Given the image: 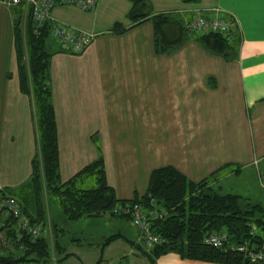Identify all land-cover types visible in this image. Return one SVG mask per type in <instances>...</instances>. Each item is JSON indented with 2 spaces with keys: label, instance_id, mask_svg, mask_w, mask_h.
Listing matches in <instances>:
<instances>
[{
  "label": "crops",
  "instance_id": "1",
  "mask_svg": "<svg viewBox=\"0 0 264 264\" xmlns=\"http://www.w3.org/2000/svg\"><path fill=\"white\" fill-rule=\"evenodd\" d=\"M131 7V0H98L91 11L70 6L52 11L58 21L95 34L81 53L51 42L49 85L60 179L67 181L101 156L107 183L121 200L144 194L150 173L163 166L195 182L217 170L214 185L223 191L226 180L248 169L259 180L258 171L264 174V0H145L135 11L144 18L135 21L128 17ZM196 11L234 20L228 57L187 35L180 45L157 53L152 17L169 13L165 27L179 35L177 22L184 24ZM116 25L124 30L111 31ZM13 27L12 9L0 4V189L21 202L29 193L38 135L32 98L19 88ZM259 186L264 188V179ZM55 216L57 221L58 212ZM83 220L86 228L69 227L79 237L68 240L71 256L62 264H149L123 238L101 247L113 233L142 243L127 222L101 214L75 225ZM156 264L217 263L168 253Z\"/></svg>",
  "mask_w": 264,
  "mask_h": 264
},
{
  "label": "trees",
  "instance_id": "2",
  "mask_svg": "<svg viewBox=\"0 0 264 264\" xmlns=\"http://www.w3.org/2000/svg\"><path fill=\"white\" fill-rule=\"evenodd\" d=\"M144 1L131 0L132 7L128 13L131 20L144 18V15L135 12L136 7ZM10 9L14 16L19 88L32 98L38 141L31 161L27 197L20 202L0 189V199L14 198L29 223H37L48 229L49 233L37 237L27 233L20 235L13 227L12 215L0 214V220L4 219L1 221L3 225L0 224V234H4L12 245L10 249H0V264H62L71 256L66 253L68 240L60 237L61 232L67 230L65 226L101 214L127 222L131 232L142 242L135 244L113 233L103 239L101 247L105 248L116 239L123 238L145 256L149 264H156L157 258L168 253H175L181 259L217 264H263L252 261L247 254L237 252L232 247L246 244L248 249L264 254V204L259 199L251 200L241 194L224 192L220 185H214L221 174L217 170L195 182L172 166L156 168L149 175L145 193L135 194L128 200L118 199L114 188L108 185L101 156L86 164L67 181L60 179L56 124L49 85V60L53 53L51 42L54 41L49 36L50 23L46 21L36 26L22 6ZM170 17L169 13L152 17L157 53H166L180 45L184 40L183 35L186 36L184 24L180 21L177 22L179 35H174L171 29L165 27ZM122 30L124 28H120V25L111 29L115 32ZM230 38L205 34L193 39L209 51L227 58L233 44ZM258 173L262 182L264 174ZM79 180L87 185L79 186ZM48 196L55 198L60 208L57 221L56 216L51 218L48 215ZM135 205L147 216L151 233L158 237L159 241L151 246L147 245L141 231L132 225L131 210ZM117 206H121L125 212H114ZM221 232L227 235L221 247L204 243L207 235Z\"/></svg>",
  "mask_w": 264,
  "mask_h": 264
},
{
  "label": "built area",
  "instance_id": "3",
  "mask_svg": "<svg viewBox=\"0 0 264 264\" xmlns=\"http://www.w3.org/2000/svg\"><path fill=\"white\" fill-rule=\"evenodd\" d=\"M98 0H0V4L7 8L22 6L24 11L29 12L32 21L36 26H41L46 21L50 23L49 36L58 44L68 48L72 53H81L94 39L95 34L82 31L74 26L58 21L52 16V11L58 6H75L82 11H91L96 7ZM235 23L233 19L224 18L221 15H204L196 11L184 22V31L189 38L199 37L205 34H219L226 38L231 37ZM124 211L121 206H117L114 212ZM125 212V211H124ZM9 213L13 217V227L21 235L29 234L33 237L45 235L49 230L44 229L37 223H29L28 219L21 213L20 205L11 197L0 199V214ZM156 212H154L155 214ZM163 214V213H162ZM132 225L141 231L147 245L157 243L158 237L151 233L150 222L147 216L135 205L131 210ZM4 219L0 220L3 225ZM1 235V234H0ZM227 240L225 232L209 234L204 238V243L211 246L221 247ZM237 252H243L252 261H261L264 264V254L260 251L248 249L246 244L232 247ZM31 264V263H14Z\"/></svg>",
  "mask_w": 264,
  "mask_h": 264
},
{
  "label": "rangeland",
  "instance_id": "4",
  "mask_svg": "<svg viewBox=\"0 0 264 264\" xmlns=\"http://www.w3.org/2000/svg\"><path fill=\"white\" fill-rule=\"evenodd\" d=\"M66 6H70V5H66ZM59 7H63V6H59ZM70 7H75V6H70ZM76 8V7H75ZM78 9V8H77ZM241 179H245V183H241L240 180ZM227 182V187L223 185V189L224 192H232V193H237V194H241V195H246V196H252L253 198L255 197L256 199H260V193H264V188L262 189L259 185L260 182L259 180L256 179L254 172L249 171V169L247 171L244 172V174L239 177V178H234L232 177L231 179L226 180ZM225 181V182H226ZM224 182V183H225ZM264 199H261V202ZM56 199L53 198L52 196H48V198H46V203H48L47 205V210H48V215L52 218L55 217L56 213L58 211H60V208H58V205L56 203ZM47 214V212H46ZM76 222H72L71 225L67 224L65 226V228H67V236L66 239L70 240V239H74L79 237L77 232H74L76 227H82V228H86L87 227V222L86 220L80 221L79 224L75 225ZM70 228H74V230H69ZM11 242H9V240L7 239V237L4 234L0 235V249H10L12 247V245L10 244ZM3 247V248H2ZM115 254V252H114ZM73 260H69L67 264H72Z\"/></svg>",
  "mask_w": 264,
  "mask_h": 264
},
{
  "label": "bare ground",
  "instance_id": "5",
  "mask_svg": "<svg viewBox=\"0 0 264 264\" xmlns=\"http://www.w3.org/2000/svg\"><path fill=\"white\" fill-rule=\"evenodd\" d=\"M256 171V170H255ZM214 184V183H213Z\"/></svg>",
  "mask_w": 264,
  "mask_h": 264
}]
</instances>
